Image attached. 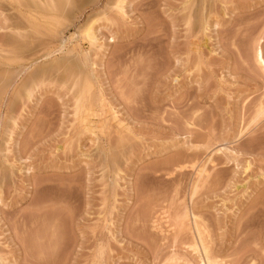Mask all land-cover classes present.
Returning a JSON list of instances; mask_svg holds the SVG:
<instances>
[{
  "label": "rangeland",
  "instance_id": "obj_1",
  "mask_svg": "<svg viewBox=\"0 0 264 264\" xmlns=\"http://www.w3.org/2000/svg\"><path fill=\"white\" fill-rule=\"evenodd\" d=\"M53 1L0 0V264H264V0Z\"/></svg>",
  "mask_w": 264,
  "mask_h": 264
},
{
  "label": "bare ground",
  "instance_id": "obj_2",
  "mask_svg": "<svg viewBox=\"0 0 264 264\" xmlns=\"http://www.w3.org/2000/svg\"><path fill=\"white\" fill-rule=\"evenodd\" d=\"M17 1V0H16ZM53 1V0H52ZM56 1V0H55ZM69 1V0H68ZM116 1V0H115ZM123 1L124 0H117L116 1V3H115V9L117 8L118 9V11H122L121 9H123V7H122V3H123ZM54 2V1H53ZM67 2V0H57L56 2H54L55 4H51V5H53V7H57V9L59 10V8L61 9V7L62 6H64V4ZM46 3V2H45ZM69 3V2H68ZM68 3H66V4H68ZM25 5V4H24ZM55 5V6H54ZM124 5V4H123ZM28 6V5H27ZM35 6H37V5H35ZM66 6V5H65ZM21 7H22V5H21ZM53 7H51V9L53 8ZM34 9V8H33ZM55 8H53V10H54ZM56 10V9H55ZM63 10V9H62ZM34 11V10H33ZM21 12V11H20ZM61 12V11H60ZM23 15V14H22ZM103 17V16H102ZM107 17V16H106ZM29 18H30V16H29ZM51 19H53V18H51ZM32 20V19H31ZM37 21V20H36ZM36 21L34 22V23H36ZM48 21V20H47ZM95 21V20H94ZM93 21V22H94ZM58 23V22H57ZM60 23V22H59ZM89 24V23H88ZM87 24V25H88ZM90 24H92V23H90ZM29 25V24H28ZM40 25V24H39ZM85 26V28H84V30H82V32L84 33V36H83V34H82V38L84 37L86 40H88V41H90V44L92 45L93 43H95V42H97V40H98V35L96 34V29L95 28H93V26L92 25H88V26ZM93 25H94V23H93ZM37 26V25H36ZM9 27V26H8ZM35 27V26H34ZM38 27V26H37ZM14 28V27H13ZM36 28V27H35ZM48 29H50L49 27H47ZM57 28V27H56ZM19 29V28H18ZM34 29V28H33ZM15 30H17V28L15 29ZM40 30V29H39ZM47 30V29H46ZM61 30V29H60ZM32 31V30H31ZM34 31V30H33ZM41 31V30H40ZM36 32V31H35ZM55 32V31H54ZM48 33V32H47ZM52 34V33H51ZM57 35V34H56ZM16 36V35H15ZM52 37V36H51ZM57 37V36H56ZM15 38V37H14ZM13 39V38H12ZM52 39V38H51ZM15 40V39H14ZM10 42V41H9ZM4 43V42H3ZM259 44V43H258ZM256 45L257 46V48H256V50H255V59H256V61L257 62H259L258 64L260 65V67H262L263 69H264V57H263V53H262V49H261V46L260 45ZM97 45V44H96ZM98 46L99 47H101L102 45L100 44V43H98ZM62 47V46H61ZM76 53V52H75ZM85 55V54H84ZM83 55V56H84ZM85 58V57H84ZM73 59V58H72ZM76 59V58H75ZM74 59V60H75ZM81 59H83V58H81ZM77 62V61H76ZM82 63H83V61H82ZM78 64V63H77ZM87 64V63H86ZM73 65V64H72ZM79 65H80V63H79ZM84 65V64H83ZM37 66V65H36ZM39 66V65H38ZM84 68V67H83ZM34 69V68H33ZM262 69V70H263ZM82 70V69H81ZM85 70V69H84ZM37 71V70H36ZM264 71V70H263ZM35 72V71H34ZM86 72H87V70H86ZM85 72V74H87ZM38 74V73H37ZM78 74V73H77ZM39 76V75H38ZM88 76V75H87ZM30 77V76H29ZM41 78V77H40ZM42 79V78H41ZM87 79V81H89L88 80V78H86ZM35 80V79H34ZM81 80H82V78H81ZM80 80V81H81ZM91 80V79H90ZM32 81V80H31ZM25 83V82H24ZM82 83H84V82H82ZM87 83H89V85H90V81L89 82H87ZM36 84V83H35ZM31 85V84H30ZM33 85V84H32ZM31 85V86H32ZM89 85H87L88 87H89ZM82 87V86H81ZM86 88V87H85ZM87 89V88H86ZM85 89V90H86ZM30 90V89H29ZM33 90V89H32ZM84 90V89H83ZM87 91V90H86ZM29 92V91H28ZM82 93V92H81ZM30 94V93H29ZM26 95H28L27 93H26ZM29 97H30V95H28ZM81 95H79L78 97H80ZM82 97V96H81ZM80 97V99H82ZM80 99H78L77 98V101H79L80 102ZM83 99H86L87 101H88V97L86 98H84V96H83ZM86 100H84V101H86ZM94 100V99H93ZM85 103V102H84ZM77 104H78V102H77ZM76 104V105H77ZM261 104V103H260ZM81 107V105L79 104L78 105V107ZM84 106V105H83ZM263 106H264V104H263ZM79 107V108H80ZM79 108H77L76 107V109H79ZM82 108V107H81ZM261 109H262V107H261ZM263 109H264V107H263ZM83 111H84V109H83ZM258 111V110H257ZM264 111V110H263ZM261 113V112H260ZM259 113V114H260ZM263 113V112H262ZM89 115H91V114H89ZM83 116H85V115H83ZM254 119V118H253ZM122 136V135H121ZM118 147V146H117ZM111 160H112V158H111ZM115 161V160H114ZM113 161V162H114ZM1 168V167H0ZM1 184V183H0ZM195 188V187H194ZM185 211V210H184ZM190 211V210H189ZM184 213V212H183ZM185 215V217L187 218V212L184 214ZM197 216V215H196ZM184 217V218H185ZM182 218H183V216H182ZM193 218V217H192ZM182 220V219H181ZM191 220V219H190ZM194 220V219H193ZM188 222V221H187ZM198 223V222H197ZM194 224H196V223H194ZM193 225V224H192ZM194 228L195 229H193V230H195V232H196V234H197V236H198V242H199V244L201 245V248H202V250H203V253H204V255H205V259H206V263L205 262H202V264H212V262H215V261H213V259H211V258H209L210 256H212V255H208L207 253H208V251H207V246L205 247L204 246V244L202 245V241H201V239H200V237L202 238V236L200 235L202 232L200 231L199 232V230H200V228H199V230H198V227H197V225H194ZM187 230H189V229H187ZM186 231V230H185ZM54 235V234H53ZM196 237V236H195ZM196 240V239H195ZM195 244H197V241L195 242ZM196 247H197V245H196ZM53 248V247H52ZM209 257H208V256ZM2 258L0 257V262L3 260H1ZM215 259V258H214ZM170 260H172V259H170ZM173 261H174V259H173ZM176 261V260H175ZM168 262V261H167ZM3 264V263H2ZM189 264H190V262H189Z\"/></svg>",
  "mask_w": 264,
  "mask_h": 264
}]
</instances>
